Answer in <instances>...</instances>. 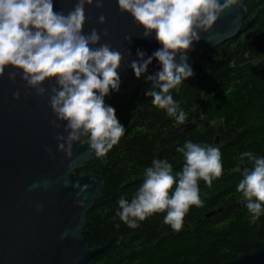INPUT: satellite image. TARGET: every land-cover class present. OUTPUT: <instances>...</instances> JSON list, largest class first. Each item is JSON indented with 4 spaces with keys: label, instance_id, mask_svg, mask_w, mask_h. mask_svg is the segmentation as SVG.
Returning <instances> with one entry per match:
<instances>
[{
    "label": "clouds",
    "instance_id": "clouds-1",
    "mask_svg": "<svg viewBox=\"0 0 264 264\" xmlns=\"http://www.w3.org/2000/svg\"><path fill=\"white\" fill-rule=\"evenodd\" d=\"M104 3L105 0H75L65 14L54 10L53 0H0V78L11 68L7 73L9 81L14 82L20 73L26 89H34L38 96L48 95L54 115L50 124L59 128L57 121L64 122L67 135L56 136L57 151L71 161L69 171L76 163L72 160L74 144L84 140L88 153L103 158L125 133L115 108L104 103L110 91L119 90L118 69L123 56L109 43H100L101 36L108 35L106 31L98 33L93 28L89 34L83 32L88 20L85 6L94 4L101 9ZM241 3L242 0H117L119 11L129 14L143 29L142 36L148 38L154 32L161 45L147 58L137 49V59L129 67L139 79L154 59L158 62L159 71L146 77L152 87L145 96L151 98L155 108L174 117L177 124L185 123L186 114L172 92H179L185 80L194 75L187 63V52L193 42L201 39V33L210 32L222 13ZM97 23L104 24L105 17L100 15ZM124 39L130 41L131 37ZM46 81H54L55 86L46 89ZM13 99H20L19 90L13 93ZM216 123L210 121L211 125ZM46 151L52 155L51 149ZM177 152L184 159L180 172L174 175L167 159H153L131 199H119L117 216L129 228H138L153 214L165 213L163 222L180 230L190 206H203L199 182L211 188L213 181L222 176L218 147L188 140ZM245 158L251 167L238 169L242 178L236 190L246 201L250 222L255 224L264 214V157L245 151L240 155L241 164ZM88 187L84 185L77 195ZM85 200L86 197L77 203L84 206Z\"/></svg>",
    "mask_w": 264,
    "mask_h": 264
},
{
    "label": "trees",
    "instance_id": "trees-1",
    "mask_svg": "<svg viewBox=\"0 0 264 264\" xmlns=\"http://www.w3.org/2000/svg\"><path fill=\"white\" fill-rule=\"evenodd\" d=\"M244 7L240 34L192 59L194 75L179 92L173 90L185 123L177 124L152 105L145 96L149 82L106 104L115 108L125 133L105 157H95L77 174L96 173L104 182L100 199L88 211L90 247L112 236L120 243L94 264H220L264 241V214L252 224L236 190L242 178L238 169L251 167L246 158L241 164L240 155L252 151L264 157V0H246ZM212 120L217 123L211 125ZM188 140L222 153V176L211 188L199 182L203 206H190L178 231L163 222L165 213L129 228L117 216L119 199H131L153 159H167L173 174L180 172L184 159L177 148Z\"/></svg>",
    "mask_w": 264,
    "mask_h": 264
},
{
    "label": "water",
    "instance_id": "water-1",
    "mask_svg": "<svg viewBox=\"0 0 264 264\" xmlns=\"http://www.w3.org/2000/svg\"><path fill=\"white\" fill-rule=\"evenodd\" d=\"M245 1L222 13L210 32L201 33V39L193 42L187 52L188 64L240 34L246 15ZM53 2L54 10L66 14L75 0ZM85 13L88 20L83 32L89 34L93 28L98 33L106 31L108 35H102L100 43H109L123 56L118 69L119 90L110 91L104 103L144 82L152 84L146 77L159 71L155 59L139 79L129 64L137 59V49L147 58L161 47L155 33L144 38L143 29L132 17L119 11L117 0H105L101 9L94 4L86 5ZM100 15L105 17L104 24L97 23ZM125 36L131 40L126 41ZM12 70L9 68L0 78V264H94L100 257H108L120 243L118 236H112L103 245L90 247L92 234L86 229L88 211L100 199L104 182L96 173L77 174V171L96 156L88 153L86 141L74 144L72 160L76 163L69 171L71 161L57 151L56 136L67 135L64 122L57 121L61 126L53 127L48 95L38 96L34 89H26L20 73L14 82L9 81L7 73ZM52 86L54 81L43 84L46 89ZM17 90L18 100L13 99ZM46 149H51V156ZM84 185L89 187L78 196ZM85 197V205L80 206L77 201ZM214 213L215 210L210 211L207 216ZM220 264H264V241H256L251 251Z\"/></svg>",
    "mask_w": 264,
    "mask_h": 264
}]
</instances>
